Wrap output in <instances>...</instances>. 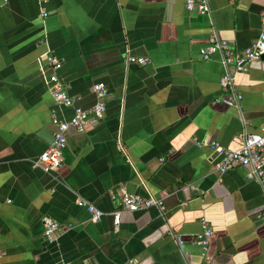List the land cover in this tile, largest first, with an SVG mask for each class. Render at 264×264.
<instances>
[{
	"label": "crops",
	"instance_id": "0c3cea01",
	"mask_svg": "<svg viewBox=\"0 0 264 264\" xmlns=\"http://www.w3.org/2000/svg\"><path fill=\"white\" fill-rule=\"evenodd\" d=\"M209 5L210 15L184 0H0V264H264L262 190L245 167L216 171L210 147L236 149L241 134L264 130V57L235 74L241 99L229 106L215 102L228 93L221 53L200 54L211 36L233 54L248 48L264 0ZM48 54L75 107L95 104V83L108 90L103 119L70 129L52 172L33 162L52 140V113L73 109L48 90ZM122 192L165 209L123 210ZM202 216L209 261L193 243ZM44 217L72 226L47 239Z\"/></svg>",
	"mask_w": 264,
	"mask_h": 264
},
{
	"label": "built area",
	"instance_id": "2783aa9c",
	"mask_svg": "<svg viewBox=\"0 0 264 264\" xmlns=\"http://www.w3.org/2000/svg\"><path fill=\"white\" fill-rule=\"evenodd\" d=\"M7 0H3L6 2ZM43 1V0H41ZM210 0H184L185 9L188 12H197L199 14L210 15ZM43 16L46 12L42 13ZM218 51L221 53V63L225 68L219 80V84L223 90L228 93L225 96H220L215 99L217 103H224L226 105H239L241 94H239L233 85L234 76L237 72L246 71L249 64L261 58L264 54V11L261 14V26L256 40L243 51L233 54L230 43L226 40H221L215 36L210 37L209 44L200 50V54L204 59H207L211 53ZM127 60L131 63L144 65L149 62L146 56H127ZM45 63L51 68V73L47 79L50 83L48 90L51 92L55 102L63 108H72V114L65 118L59 117L55 112L52 113L51 122L54 126L52 140L47 148L37 157L33 162L34 166L40 167L45 172L56 171L62 163V152L67 144V134L70 129L82 131L87 124L96 123L103 119L105 115L106 105L104 97L107 95V87L102 83H95L92 91L97 96V101L90 108L82 109L74 106V98L71 97L64 89L62 83L56 74V70L61 67V61L48 54L45 56ZM234 63L235 70L232 73L229 65ZM197 145L200 142H196ZM211 149L220 154V160L214 165L215 170L222 173L228 168L240 165L246 168V177L250 180L256 181L261 190L264 200V130L260 133H243L241 134V144L236 149L222 148L216 141L211 142ZM114 199L115 194L111 193ZM87 207L92 219H98L102 212L95 208L92 204L85 201L81 202ZM119 204L121 208L126 211H138L141 209L156 207L161 212L165 207L162 199L154 197H143L137 193L122 192L119 196ZM260 218L264 219V209L260 212ZM120 211L114 214V223H119ZM44 236L51 239L56 232H63L70 228L72 224H60L57 221L49 218H43ZM200 230L193 237V243L197 245L203 257L209 261L208 244L212 235V227L209 221L202 216L199 219ZM58 264H69L60 262Z\"/></svg>",
	"mask_w": 264,
	"mask_h": 264
},
{
	"label": "water",
	"instance_id": "95a60500",
	"mask_svg": "<svg viewBox=\"0 0 264 264\" xmlns=\"http://www.w3.org/2000/svg\"><path fill=\"white\" fill-rule=\"evenodd\" d=\"M264 57V54L261 56V58H263Z\"/></svg>",
	"mask_w": 264,
	"mask_h": 264
}]
</instances>
